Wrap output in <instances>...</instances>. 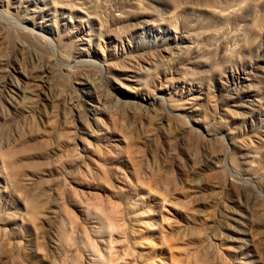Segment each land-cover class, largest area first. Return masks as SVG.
Masks as SVG:
<instances>
[{
	"label": "rangeland",
	"instance_id": "rangeland-1",
	"mask_svg": "<svg viewBox=\"0 0 264 264\" xmlns=\"http://www.w3.org/2000/svg\"><path fill=\"white\" fill-rule=\"evenodd\" d=\"M0 264H264V0H0Z\"/></svg>",
	"mask_w": 264,
	"mask_h": 264
},
{
	"label": "bare ground",
	"instance_id": "bare-ground-1",
	"mask_svg": "<svg viewBox=\"0 0 264 264\" xmlns=\"http://www.w3.org/2000/svg\"><path fill=\"white\" fill-rule=\"evenodd\" d=\"M89 65H91V63L89 64ZM89 68V67H88ZM88 68H86L87 70H88ZM86 70V71H87ZM82 72V71H81ZM85 72V71H84ZM88 73V72H87ZM84 74V73H83ZM87 75V74H86ZM83 76V75H82ZM82 80H86V78L84 79V77H83V79H80V81H82ZM64 94V93H63ZM64 96H65V94H64ZM60 97V96H59ZM115 97V96H114ZM112 98V97H111ZM113 99V98H112ZM118 99V101L120 102V103H122L121 102V99L120 98H117ZM62 100V99H61ZM98 100H99V103H102V101H101V99H100V97H98ZM60 101V100H59ZM116 101V100H115ZM151 100H148V99H146L145 100V102H141V104L139 105V102L138 101H129V102H127L126 101V103L127 104H130L132 107H134V108H139V109H148L149 107H148V105H149V102H150ZM67 102V101H66ZM104 105H106V104H104ZM120 105V104H119ZM121 106V105H120ZM105 107V106H104ZM106 108V107H105ZM81 111H83V110H81ZM85 112H87V111H85ZM86 115H87V117L89 116V113L87 112L86 113ZM170 118V117H169ZM85 120V119H84Z\"/></svg>",
	"mask_w": 264,
	"mask_h": 264
}]
</instances>
